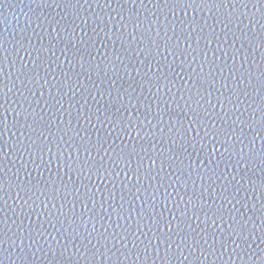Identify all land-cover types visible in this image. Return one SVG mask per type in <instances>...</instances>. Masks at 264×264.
<instances>
[{
	"label": "water",
	"instance_id": "95a60500",
	"mask_svg": "<svg viewBox=\"0 0 264 264\" xmlns=\"http://www.w3.org/2000/svg\"><path fill=\"white\" fill-rule=\"evenodd\" d=\"M0 264H264V0H0Z\"/></svg>",
	"mask_w": 264,
	"mask_h": 264
},
{
	"label": "snow or ice",
	"instance_id": "6c2138e0",
	"mask_svg": "<svg viewBox=\"0 0 264 264\" xmlns=\"http://www.w3.org/2000/svg\"><path fill=\"white\" fill-rule=\"evenodd\" d=\"M0 123H2V122H0Z\"/></svg>",
	"mask_w": 264,
	"mask_h": 264
}]
</instances>
